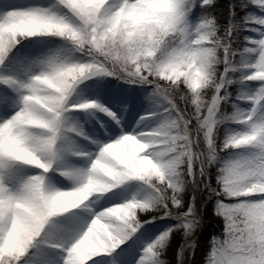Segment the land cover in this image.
Masks as SVG:
<instances>
[{"label":"snow or ice","instance_id":"obj_1","mask_svg":"<svg viewBox=\"0 0 264 264\" xmlns=\"http://www.w3.org/2000/svg\"><path fill=\"white\" fill-rule=\"evenodd\" d=\"M210 200L264 264V0H0V264H196Z\"/></svg>","mask_w":264,"mask_h":264},{"label":"rangeland","instance_id":"obj_2","mask_svg":"<svg viewBox=\"0 0 264 264\" xmlns=\"http://www.w3.org/2000/svg\"><path fill=\"white\" fill-rule=\"evenodd\" d=\"M203 198L207 199V196H204ZM190 199H191V195H189V200ZM214 208H215V201L210 200L204 209L203 226L198 232L199 238L201 240V248L198 257L196 258V264H204V258L208 251V243L210 239L212 238L213 235L221 233L224 226L223 218L215 212ZM182 240H183V233L182 232L176 233L173 243L171 245L170 252L167 257L169 260H172L173 257L175 256L176 250L179 244L182 242Z\"/></svg>","mask_w":264,"mask_h":264}]
</instances>
